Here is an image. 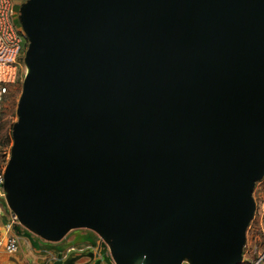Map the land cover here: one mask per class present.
Returning a JSON list of instances; mask_svg holds the SVG:
<instances>
[{"label":"water","instance_id":"obj_1","mask_svg":"<svg viewBox=\"0 0 264 264\" xmlns=\"http://www.w3.org/2000/svg\"><path fill=\"white\" fill-rule=\"evenodd\" d=\"M18 20L15 235L53 264H241L264 179V0H26Z\"/></svg>","mask_w":264,"mask_h":264},{"label":"built area","instance_id":"obj_2","mask_svg":"<svg viewBox=\"0 0 264 264\" xmlns=\"http://www.w3.org/2000/svg\"><path fill=\"white\" fill-rule=\"evenodd\" d=\"M16 0H0V122L7 97L24 81L26 67L21 62L28 49V41L17 23L18 12ZM4 171L0 172V200L5 199ZM6 227L10 234L0 240V254H17L21 238L13 232V224L18 223L17 217L11 213ZM12 233V234H11ZM86 249L77 246L73 251L83 252Z\"/></svg>","mask_w":264,"mask_h":264},{"label":"rangeland","instance_id":"obj_3","mask_svg":"<svg viewBox=\"0 0 264 264\" xmlns=\"http://www.w3.org/2000/svg\"><path fill=\"white\" fill-rule=\"evenodd\" d=\"M25 1L16 0V4L21 6ZM17 23L21 27L18 18ZM22 91L23 82L18 84L7 97L1 115L0 172L5 170L10 159L11 148L13 146L12 131L14 124L18 121L17 109ZM253 197L256 202V213L247 232L246 247L243 252V261L241 264H264V179L256 184ZM19 245L22 254H28L29 256L31 249L28 245L24 241L19 242ZM53 256L54 258L56 257L55 254Z\"/></svg>","mask_w":264,"mask_h":264},{"label":"crops","instance_id":"obj_4","mask_svg":"<svg viewBox=\"0 0 264 264\" xmlns=\"http://www.w3.org/2000/svg\"><path fill=\"white\" fill-rule=\"evenodd\" d=\"M4 215H5V210L0 204V240H3L5 237H7L10 234L8 228L6 227V222L3 220ZM21 241H24L31 249L29 256L28 254L27 255L22 254L20 249L17 254H7L3 252L0 254V264H53L56 261V257L55 258L54 256L52 257V255L55 253L52 254L50 252L35 250L31 247V244L27 240L21 238L20 242ZM41 244H44V242H41ZM81 247L87 250L86 245H81ZM82 262H86V261H82Z\"/></svg>","mask_w":264,"mask_h":264},{"label":"flooded vegetation","instance_id":"obj_5","mask_svg":"<svg viewBox=\"0 0 264 264\" xmlns=\"http://www.w3.org/2000/svg\"><path fill=\"white\" fill-rule=\"evenodd\" d=\"M73 234V232L72 233H70V236Z\"/></svg>","mask_w":264,"mask_h":264},{"label":"trees","instance_id":"obj_6","mask_svg":"<svg viewBox=\"0 0 264 264\" xmlns=\"http://www.w3.org/2000/svg\"><path fill=\"white\" fill-rule=\"evenodd\" d=\"M18 9H19V7H18ZM18 9H17V12H18Z\"/></svg>","mask_w":264,"mask_h":264}]
</instances>
